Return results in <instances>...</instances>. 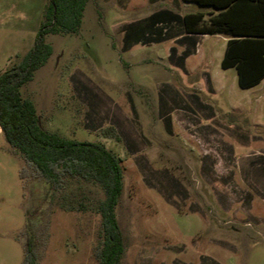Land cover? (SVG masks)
I'll return each instance as SVG.
<instances>
[{"label":"rangeland","instance_id":"rangeland-1","mask_svg":"<svg viewBox=\"0 0 264 264\" xmlns=\"http://www.w3.org/2000/svg\"><path fill=\"white\" fill-rule=\"evenodd\" d=\"M47 1L0 0V72L33 45ZM162 3L203 8L88 0L77 33L45 34L52 53L21 93L47 130L119 155L120 264H264V80L241 88L235 67H221L225 34L172 42L177 21L144 19ZM23 166L0 128V264L23 263L26 214L37 221L46 206L43 181L29 169L22 179ZM61 196L94 205L103 190L67 179ZM100 221L93 209L52 206L36 264H99Z\"/></svg>","mask_w":264,"mask_h":264},{"label":"trees","instance_id":"trees-1","mask_svg":"<svg viewBox=\"0 0 264 264\" xmlns=\"http://www.w3.org/2000/svg\"><path fill=\"white\" fill-rule=\"evenodd\" d=\"M87 1L48 0L33 45L18 63L0 72V128L11 149L25 161L20 177L26 178L29 169L45 186L46 206L34 211L39 213L38 220H33L31 212L26 214L22 264H36L38 230L48 224L50 208L54 205L67 211L93 209L100 214L98 242L94 248L99 264H120L125 251L116 215L124 174L119 155L102 142L66 138L47 130L41 124L34 102L20 90L52 53L45 34L77 33ZM183 1L213 10L207 19L204 11L184 14L185 31L228 35L221 67H235L241 88L257 85L264 78V0ZM111 132L104 130L106 136ZM67 179L97 183L103 196L94 205L86 201L65 202L61 194Z\"/></svg>","mask_w":264,"mask_h":264},{"label":"crops","instance_id":"crops-1","mask_svg":"<svg viewBox=\"0 0 264 264\" xmlns=\"http://www.w3.org/2000/svg\"><path fill=\"white\" fill-rule=\"evenodd\" d=\"M165 5H166L165 3L164 4L162 3L161 6H157L144 19H146L149 22L153 21V22H151L154 24L153 26L164 25V23L162 21H177V34L171 35L172 42L177 41L178 46L181 47V46L187 44L185 42H190V40H192L195 37H200L201 35H206V34H195V33L186 32L184 25H183V16H184V14L189 13V12L204 11L206 13L205 18L207 19L208 18L207 14H209V13L206 12V10L210 9V11H213L211 7L202 6L203 8H201L199 10L189 11V12H185L183 14H180L178 12H175L173 9L168 8ZM157 21H159V22H157ZM160 36H161V38L165 37L163 34L157 35V37H160ZM226 36H227V40H228L229 36L228 35H226ZM227 40H226V43H227ZM196 45H197V43H196ZM225 47H226V44H225ZM195 51H197V48H195ZM177 52L187 53V47L183 48V49L178 48ZM263 80H264V78H262L259 83H261ZM262 97H264V96H262Z\"/></svg>","mask_w":264,"mask_h":264}]
</instances>
